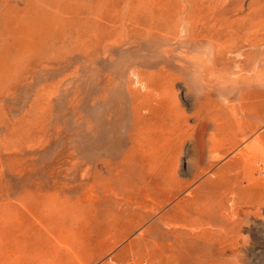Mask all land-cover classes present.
<instances>
[{
  "label": "rangeland",
  "instance_id": "374dc122",
  "mask_svg": "<svg viewBox=\"0 0 264 264\" xmlns=\"http://www.w3.org/2000/svg\"><path fill=\"white\" fill-rule=\"evenodd\" d=\"M262 2L0 0V264H264Z\"/></svg>",
  "mask_w": 264,
  "mask_h": 264
},
{
  "label": "bare ground",
  "instance_id": "6f19581e",
  "mask_svg": "<svg viewBox=\"0 0 264 264\" xmlns=\"http://www.w3.org/2000/svg\"><path fill=\"white\" fill-rule=\"evenodd\" d=\"M211 1V0H210ZM175 2V1H174ZM203 2H205V1H203ZM261 2V1H260ZM197 3V0H177V5H172V7L169 9V16H168V21H169V23H170V25H173L174 27H182V30L184 31V29L185 28H187L188 26H189V24H191L192 23V20H191V16L194 14L193 12H191V10H193L192 8H193V5L194 6H196L195 4ZM212 3H213V1H212ZM211 3V4H212ZM259 3V2H258ZM257 3V4H258ZM262 3H264V2H262ZM261 3V4H262ZM171 4H172V2H171ZM220 4V3H219ZM219 4H218V6H219ZM207 5V4H206ZM263 5V4H262ZM125 6V11L127 12V13H133V12H137L136 11V7L137 6H132V4L130 3V2H127L126 3V5H124ZM186 6H187V8H186ZM220 6H221V4H220ZM226 6V5H225ZM207 7V6H206ZM264 6H259V7H257L256 6V8L255 7H252L251 5H248V7H247V13L245 14L244 13V15H243V17L244 18H246V16H247V18L246 19H244L243 17H241V19H244V24L245 25H238L237 24V27L236 28H233V26L235 25V24H232V23H234V21H232L231 23L228 21V19L227 18H224V17H220V20L218 21V28L217 29H212L215 33H216V35H217V37L218 38H221V39H219L220 41H219V43H222L221 41H222V38L224 39V38H227V37H229V39L227 38V39H225V40H230V38L232 37V36H234V35H236V33L238 34V31H240V26H242L241 28H242V30H245V33L244 34H246V37H247V40H246V45H247V47H248V53L247 54H243V53H239V55H241L243 58L245 57V59L244 60H246V58H249V59H251L252 58V56H253V54H257V52H258V55H256V56H258V59H256L257 61L255 62L254 60H253V62H255V63H260L261 62V60H262V58H264L263 56H264V54L263 53H261V49H260V46H261V42H262V39H263V31H264V8H263ZM200 8V7H199ZM218 8V7H217ZM221 8H223V5H222V7ZM225 8V7H224ZM153 9V8H152ZM76 10V9H75ZM201 9H199V11H200ZM223 10V9H222ZM147 11V10H146ZM180 11V13H177V12H179ZM195 11V10H194ZM202 11V10H201ZM126 12H125V15H126ZM217 12L219 13L220 12V10L218 11L217 10ZM216 13V12H215ZM220 14V13H219ZM227 14V13H226ZM205 15V14H204ZM123 16V15H122ZM126 16H124L123 18H125ZM164 17V16H163ZM206 17V16H205ZM236 18V17H235ZM203 19V18H202ZM231 19V18H230ZM211 20V19H210ZM240 20V19H239ZM216 21V20H215ZM239 22V21H238ZM240 23V22H239ZM203 24H205L206 25V21H205V23H203ZM200 25V24H199ZM205 25H204V27H205ZM209 26V25H208ZM212 26H213V24H212ZM167 27V26H166ZM203 27V28H204ZM207 27V26H206ZM210 27H211V24H210ZM214 27V26H213ZM208 28V27H207ZM190 29V28H189ZM119 30V29H118ZM182 30H181V32H182ZM205 30H207V29H205ZM216 30V31H215ZM123 31V30H122ZM121 31V32H122ZM196 31V30H195ZM146 32V31H145ZM194 32V31H193ZM197 32V31H196ZM203 32H205V31H202V33ZM214 32H212V33H214ZM241 32V31H240ZM123 33V32H122ZM195 33V32H194ZM212 33H210V37H211V35H212ZM124 34H125V32H124ZM204 34V33H203ZM203 34H201V35H203ZM205 34H206V32H205ZM244 34H243V36H244ZM184 35H186V34H184ZM201 35H199V36H201ZM207 35V34H206ZM215 35V36H216ZM198 36V35H197ZM208 36V35H207ZM240 36V35H239ZM123 37V36H122ZM209 37V36H208ZM209 37V38H210ZM212 37H214V36H212ZM199 38V37H198ZM202 38H204V39H202ZM202 38H200V40L202 39V40H204V42H205V38H206V36L204 37V35L202 36ZM217 38V39H218ZM132 39V38H131ZM213 39H215V38H213ZM217 39H216V41H217ZM119 40V39H118ZM127 40V39H126ZM209 40V39H208ZM225 40L223 41L224 43H225ZM240 40V39H239ZM245 40V39H244ZM264 40V39H263ZM174 41V40H173ZM214 41V40H213ZM107 42V41H106ZM111 42V41H110ZM239 42V41H238ZM109 43V42H108ZM214 43V42H213ZM223 43V44H224ZM233 43V42H232ZM236 43V42H235ZM234 43V44H235ZM216 44V43H215ZM214 44V45H215ZM223 44H222V46H223ZM236 44H238V43H236ZM212 45V44H211ZM213 45V46H214ZM218 44H216L215 45V47H217V48H219L220 47V44H219V46H217ZM221 46V47H222ZM237 46V45H236ZM264 46V45H263ZM217 48H215V50H217ZM237 48V47H236ZM235 48V49H236ZM263 49V48H262ZM220 50V49H219ZM264 50V49H263ZM260 51V52H259ZM217 52L218 51H215V53L217 54ZM220 52V51H219ZM237 52H238V49H237ZM264 52V51H263ZM263 54V55H262ZM238 56V55H237ZM242 59V58H241ZM248 60V59H247ZM247 62V63H246ZM245 62V64H248V61H246ZM244 64V65H245ZM256 65H254V67H255ZM261 64L259 65V68L261 69ZM253 67V68H254ZM259 74V73H258ZM258 74H255V76L257 75V77H260ZM254 76V75H253ZM259 79V78H258ZM237 124V123H236ZM157 131V130H156ZM162 217V216H161ZM160 217V218H161ZM162 219V218H161ZM166 221V220H165ZM173 222V221H172ZM160 223V222H159ZM174 228V227H173ZM198 235V234H197ZM204 235V234H203ZM196 237V236H195ZM193 238V237H192ZM196 239V238H195ZM197 240V239H196ZM199 240V239H198Z\"/></svg>",
  "mask_w": 264,
  "mask_h": 264
}]
</instances>
